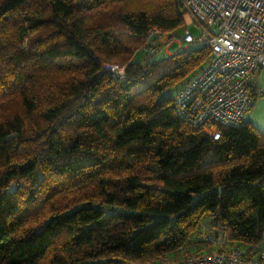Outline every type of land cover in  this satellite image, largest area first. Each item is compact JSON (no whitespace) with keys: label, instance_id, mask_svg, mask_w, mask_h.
<instances>
[{"label":"trees","instance_id":"1","mask_svg":"<svg viewBox=\"0 0 264 264\" xmlns=\"http://www.w3.org/2000/svg\"><path fill=\"white\" fill-rule=\"evenodd\" d=\"M185 13L0 0V264H143L188 250L206 215L237 246L263 242L264 131L246 115L215 139L183 120L176 95L209 48H150Z\"/></svg>","mask_w":264,"mask_h":264},{"label":"built area","instance_id":"2","mask_svg":"<svg viewBox=\"0 0 264 264\" xmlns=\"http://www.w3.org/2000/svg\"><path fill=\"white\" fill-rule=\"evenodd\" d=\"M186 23H196L199 33L186 29L180 35L150 31L156 41L152 51L169 53L177 43L209 48L205 65L176 95V113L192 125H202L215 139L219 126H238L254 104V74L264 67V0H181ZM123 76L126 68L106 65ZM122 68V69H121ZM252 251V252H251ZM143 264H264V245L237 246L214 253L193 254L179 260H148Z\"/></svg>","mask_w":264,"mask_h":264},{"label":"rangeland","instance_id":"3","mask_svg":"<svg viewBox=\"0 0 264 264\" xmlns=\"http://www.w3.org/2000/svg\"><path fill=\"white\" fill-rule=\"evenodd\" d=\"M185 25H187L186 20ZM189 29L193 31V33L197 34L199 33V28L197 27L196 23H191L188 26H185L184 29L180 30L179 33L180 35L184 34L185 30ZM190 45H184V48H188ZM179 50V46L177 43L173 44L171 47H169V52L170 54H164L163 56H169L171 54H174ZM140 51V50H139ZM142 56V52L137 53L136 56ZM112 63V62H111ZM122 69V68H121ZM115 72V71H114ZM257 79V83L261 85L262 91H264V67L259 69L253 76V80L255 81ZM180 83L177 85L172 86L168 92H175L177 88H179ZM250 116V117H249ZM247 119L250 120L252 123H254L256 126H258L260 129L264 131V95L259 97L255 103L254 106L248 111L247 113ZM215 226L211 222L210 216L206 215L200 227L197 229L195 234L193 235L190 243L187 244L188 250L186 248H183L181 253L169 257L165 256L168 260H174L176 259H182L184 255L191 254L194 252H199V251H213V250H218L219 248L223 250H228L230 248L236 247L238 244L232 243L231 240H228V236L221 231L219 234L214 232ZM205 231V232H204ZM203 234V235H202ZM202 235V236H201ZM204 236L206 238H204ZM209 238V240H208ZM202 243L200 246L201 248H198V244ZM242 244V243H241ZM262 244L264 245V238ZM249 246V245H248ZM250 247H252V244H250ZM212 249V250H210ZM252 252V251H251Z\"/></svg>","mask_w":264,"mask_h":264},{"label":"crops","instance_id":"4","mask_svg":"<svg viewBox=\"0 0 264 264\" xmlns=\"http://www.w3.org/2000/svg\"><path fill=\"white\" fill-rule=\"evenodd\" d=\"M259 83V82H258ZM257 83V79L254 81V86H253V88L255 89L256 88V91H261L262 93H263V95H264V91H262V87H261V85L260 84H258ZM256 86H258V90H257V87ZM254 106V105H253ZM250 117V116H249ZM177 253L176 254H179V253H181V251L180 250H178V251H176ZM169 255H175V254H173V253H170Z\"/></svg>","mask_w":264,"mask_h":264},{"label":"snow or ice","instance_id":"5","mask_svg":"<svg viewBox=\"0 0 264 264\" xmlns=\"http://www.w3.org/2000/svg\"><path fill=\"white\" fill-rule=\"evenodd\" d=\"M218 138V137H217Z\"/></svg>","mask_w":264,"mask_h":264}]
</instances>
